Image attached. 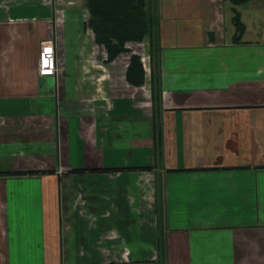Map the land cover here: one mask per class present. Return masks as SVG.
<instances>
[{"label": "crops", "instance_id": "0c3cea01", "mask_svg": "<svg viewBox=\"0 0 264 264\" xmlns=\"http://www.w3.org/2000/svg\"><path fill=\"white\" fill-rule=\"evenodd\" d=\"M234 9L238 43L223 0H149L155 115L82 0H0V264H264V0Z\"/></svg>", "mask_w": 264, "mask_h": 264}, {"label": "trees", "instance_id": "16d2710c", "mask_svg": "<svg viewBox=\"0 0 264 264\" xmlns=\"http://www.w3.org/2000/svg\"><path fill=\"white\" fill-rule=\"evenodd\" d=\"M232 6L231 24L233 27L232 43H238L244 31L239 14L235 7L257 0H223ZM87 15L84 24L90 31L93 43L104 52V64H109L122 54H128V61L124 71V81L131 87H141L144 83V70L140 57L130 54L126 44H140L147 41V55L149 58V90L150 102L154 114L157 115L159 103V47L153 18L149 11V0H82ZM155 129V151L159 157L160 127L157 120ZM82 172V171H78ZM159 260L162 246L157 242ZM160 264V263H159Z\"/></svg>", "mask_w": 264, "mask_h": 264}, {"label": "built area", "instance_id": "2783aa9c", "mask_svg": "<svg viewBox=\"0 0 264 264\" xmlns=\"http://www.w3.org/2000/svg\"><path fill=\"white\" fill-rule=\"evenodd\" d=\"M55 71V50L50 41H43L40 43L38 49L36 60V75L39 78H51L55 75Z\"/></svg>", "mask_w": 264, "mask_h": 264}, {"label": "rangeland", "instance_id": "374dc122", "mask_svg": "<svg viewBox=\"0 0 264 264\" xmlns=\"http://www.w3.org/2000/svg\"><path fill=\"white\" fill-rule=\"evenodd\" d=\"M8 1H13V2H16L17 0H8ZM225 2V1H224ZM54 10L52 9V12ZM58 11V10H57ZM58 16H61L62 18V21H66L69 19V16L65 15L63 12H58L57 13ZM57 16V17H58ZM64 18V19H63ZM55 19V18H54ZM61 20V19H60ZM58 26V25H57ZM61 26V24L59 25ZM58 26V27H59ZM65 26L64 24H62V27ZM67 26V25H66ZM67 31L69 32L71 30V24L67 26ZM77 28H80V26H77ZM70 29V30H69ZM66 31V30H64ZM72 31V30H71ZM76 30H74L75 32ZM147 44V41L143 42L142 45L141 43L139 45H132V46H128V49H130L131 51L129 52L130 54H135V55H138L141 59V64H142V67H143V72H144V75H145V78H146V81L149 79L148 77V69H149V58H148V55L145 54V45ZM128 56L126 55H121V60H122V63L125 64L126 62V59H127Z\"/></svg>", "mask_w": 264, "mask_h": 264}, {"label": "flooded vegetation", "instance_id": "af4514ba", "mask_svg": "<svg viewBox=\"0 0 264 264\" xmlns=\"http://www.w3.org/2000/svg\"><path fill=\"white\" fill-rule=\"evenodd\" d=\"M143 42H145V41H142V42H141V45H142Z\"/></svg>", "mask_w": 264, "mask_h": 264}]
</instances>
